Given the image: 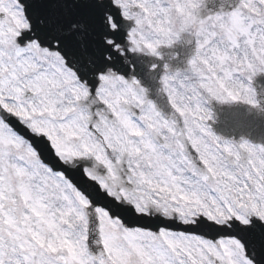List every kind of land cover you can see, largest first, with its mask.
Instances as JSON below:
<instances>
[{
    "label": "snow or ice",
    "instance_id": "obj_1",
    "mask_svg": "<svg viewBox=\"0 0 264 264\" xmlns=\"http://www.w3.org/2000/svg\"><path fill=\"white\" fill-rule=\"evenodd\" d=\"M166 14L0 0V264H264V144L210 107L260 109L264 0L190 17L188 71Z\"/></svg>",
    "mask_w": 264,
    "mask_h": 264
},
{
    "label": "clouds",
    "instance_id": "obj_2",
    "mask_svg": "<svg viewBox=\"0 0 264 264\" xmlns=\"http://www.w3.org/2000/svg\"><path fill=\"white\" fill-rule=\"evenodd\" d=\"M160 2L167 5L165 20H170L171 26L175 28L178 33H182L178 41L186 38L188 43H191L194 39L195 24L190 17H199L202 11L201 5L206 2H211V0H199L196 7H192V2H194V0H178V4L171 2V0H160ZM232 2L233 0H221V3L231 4ZM178 6L183 7L185 11L183 13L173 11V9ZM184 71H188V69H184ZM185 79H188V77H185ZM236 79L239 80V78Z\"/></svg>",
    "mask_w": 264,
    "mask_h": 264
},
{
    "label": "flooded vegetation",
    "instance_id": "obj_3",
    "mask_svg": "<svg viewBox=\"0 0 264 264\" xmlns=\"http://www.w3.org/2000/svg\"><path fill=\"white\" fill-rule=\"evenodd\" d=\"M171 48L163 47V48L160 49V52H164L165 53L164 56L161 53V55L164 57V62L165 63H169L171 68L174 71H182L183 70V68H182L183 67V62L181 61V59H171V58H174V57L177 58L176 53L173 52L171 50ZM245 83H247V81H245Z\"/></svg>",
    "mask_w": 264,
    "mask_h": 264
}]
</instances>
